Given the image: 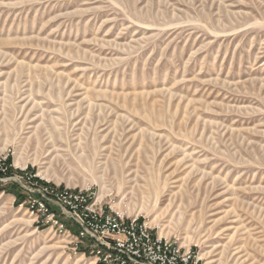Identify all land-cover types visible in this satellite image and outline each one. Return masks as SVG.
<instances>
[{
    "label": "rangeland",
    "instance_id": "374dc122",
    "mask_svg": "<svg viewBox=\"0 0 264 264\" xmlns=\"http://www.w3.org/2000/svg\"><path fill=\"white\" fill-rule=\"evenodd\" d=\"M0 153L264 264V0H0ZM12 189L0 264H95Z\"/></svg>",
    "mask_w": 264,
    "mask_h": 264
},
{
    "label": "built area",
    "instance_id": "2783aa9c",
    "mask_svg": "<svg viewBox=\"0 0 264 264\" xmlns=\"http://www.w3.org/2000/svg\"><path fill=\"white\" fill-rule=\"evenodd\" d=\"M8 186L17 190L19 206L38 226L69 238L71 250L91 255L95 264H205L195 245L157 233L147 221L119 207L114 197H101L91 186L50 183L0 153V193Z\"/></svg>",
    "mask_w": 264,
    "mask_h": 264
},
{
    "label": "trees",
    "instance_id": "16d2710c",
    "mask_svg": "<svg viewBox=\"0 0 264 264\" xmlns=\"http://www.w3.org/2000/svg\"><path fill=\"white\" fill-rule=\"evenodd\" d=\"M12 188H14L13 186H8L7 188H6V191H12L13 189Z\"/></svg>",
    "mask_w": 264,
    "mask_h": 264
},
{
    "label": "bare ground",
    "instance_id": "6f19581e",
    "mask_svg": "<svg viewBox=\"0 0 264 264\" xmlns=\"http://www.w3.org/2000/svg\"><path fill=\"white\" fill-rule=\"evenodd\" d=\"M16 163H18V161L16 160ZM100 196V195H99ZM199 255H200V253H199ZM200 257L202 258V256L200 255Z\"/></svg>",
    "mask_w": 264,
    "mask_h": 264
}]
</instances>
